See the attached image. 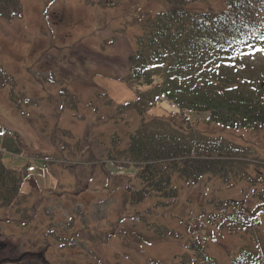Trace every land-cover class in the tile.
I'll use <instances>...</instances> for the list:
<instances>
[{
  "label": "rangeland",
  "instance_id": "rangeland-1",
  "mask_svg": "<svg viewBox=\"0 0 264 264\" xmlns=\"http://www.w3.org/2000/svg\"><path fill=\"white\" fill-rule=\"evenodd\" d=\"M22 3L21 16H0V65L13 77L0 85V124L19 134L17 140L13 132L0 130V158L10 165L28 161L31 174L24 200L0 205V264H171L194 255L190 242L195 238L215 264H232L250 234L231 230L212 200L257 205V191L264 188V128L228 127L209 121L207 112L187 111L196 129L244 145L249 171L262 170L263 178L255 184L227 183L205 174L187 184L174 174L179 187L174 198L151 194L136 200L129 190L135 168L129 171L99 154L88 157L92 149L99 153L93 143L82 151L77 147L86 134L90 139H108L112 132L126 137L141 121L135 110L120 114L116 102L135 97L126 78L137 38L148 18L168 2ZM227 4L201 0L190 7L221 10ZM244 63L246 74L264 77V52H252ZM179 111L164 99L149 116L180 121L185 112ZM251 242L264 247V210Z\"/></svg>",
  "mask_w": 264,
  "mask_h": 264
},
{
  "label": "trees",
  "instance_id": "trees-1",
  "mask_svg": "<svg viewBox=\"0 0 264 264\" xmlns=\"http://www.w3.org/2000/svg\"><path fill=\"white\" fill-rule=\"evenodd\" d=\"M97 1L110 6L120 0ZM166 1L168 7L148 18L137 38L126 78L135 97L116 102L120 114L135 110L141 121L126 137L112 132L108 139H90L86 134L77 147L82 151L93 143L99 153L92 149L88 157L99 154L108 162L123 163L129 171L135 168L129 190L136 200L151 194L178 196L174 174L187 184L198 182L205 174L218 175L227 183L245 180L255 184L263 178V171L258 170L257 175L249 171L248 149L226 137L196 129L187 111L207 112L209 121L228 127L264 128V77L244 72L248 55L239 58L240 46L235 52L221 49L217 39L222 29L243 28L245 23L251 25L246 31L257 37L264 35V27L257 26L264 22V0H228L227 7L221 10L190 7L201 0ZM22 13V0H0V16L11 19ZM253 43L264 47L259 40ZM244 51L252 53V49ZM12 81V75L0 65V85ZM164 99L185 112L180 121L175 117L149 116V109ZM0 130L13 132L19 140V134L7 126L0 124ZM84 140L86 143L82 144ZM30 174L28 161L10 165L0 158V205L15 206L24 200L23 186ZM257 194L259 201L251 207L242 199L212 200L221 208L222 220L231 230L250 234L232 264H264V247L251 242L259 213L264 210V188ZM190 246L194 255L187 254L171 264H215L199 238L192 240Z\"/></svg>",
  "mask_w": 264,
  "mask_h": 264
},
{
  "label": "snow or ice",
  "instance_id": "snow-or-ice-1",
  "mask_svg": "<svg viewBox=\"0 0 264 264\" xmlns=\"http://www.w3.org/2000/svg\"><path fill=\"white\" fill-rule=\"evenodd\" d=\"M258 27H264V22H258ZM251 28V25L245 23L243 28L235 27L222 29L217 34L218 43L221 49H230L237 51V46H240L239 58H243L244 55H250L251 52H245L244 49H252V52L260 51L264 52V47H258L253 41L259 40L264 42V35L255 36L252 31H246ZM236 59L237 57H230ZM255 211V210H253Z\"/></svg>",
  "mask_w": 264,
  "mask_h": 264
},
{
  "label": "crops",
  "instance_id": "crops-1",
  "mask_svg": "<svg viewBox=\"0 0 264 264\" xmlns=\"http://www.w3.org/2000/svg\"><path fill=\"white\" fill-rule=\"evenodd\" d=\"M13 107V106H12Z\"/></svg>",
  "mask_w": 264,
  "mask_h": 264
}]
</instances>
